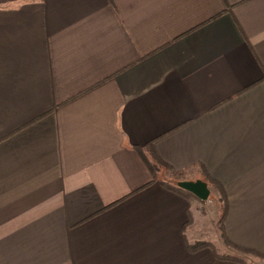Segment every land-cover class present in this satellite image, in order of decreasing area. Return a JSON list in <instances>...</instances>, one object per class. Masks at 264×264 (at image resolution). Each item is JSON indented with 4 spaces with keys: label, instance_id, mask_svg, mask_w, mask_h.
Listing matches in <instances>:
<instances>
[{
    "label": "crops",
    "instance_id": "crops-1",
    "mask_svg": "<svg viewBox=\"0 0 264 264\" xmlns=\"http://www.w3.org/2000/svg\"><path fill=\"white\" fill-rule=\"evenodd\" d=\"M149 141L264 254V0H0V264H239L187 250Z\"/></svg>",
    "mask_w": 264,
    "mask_h": 264
},
{
    "label": "trees",
    "instance_id": "trees-1",
    "mask_svg": "<svg viewBox=\"0 0 264 264\" xmlns=\"http://www.w3.org/2000/svg\"><path fill=\"white\" fill-rule=\"evenodd\" d=\"M133 148L140 156L142 161L145 163L147 168L149 169L151 176L153 178L152 181L158 180L164 188L181 195L189 203L191 202L192 199L191 194L179 188L176 185L177 181L185 180L183 173L173 171V169L159 157V155L155 150L154 141H149L143 146H134ZM200 169H201V173H199L197 177L192 178V180L199 178L207 183L208 188L210 189V194L208 199L213 200L214 203L216 202L219 211L217 224L219 225L218 227L220 230V236H222L223 241L242 253H248L259 258H264L263 253H260L258 251L246 247L239 246L228 238L224 228V222L228 212V199H227L226 191L223 185L221 184V182L213 178L207 172V170L203 165H201ZM192 225H193V216L191 211L187 210V220L184 222L182 226L183 239L187 250L195 252L202 248H208L212 252L214 257L218 260L231 261L239 264H253L248 262L247 259L242 255L220 252L215 246V244H213L208 239L202 240V239L191 238L189 236L190 234L189 230L192 227Z\"/></svg>",
    "mask_w": 264,
    "mask_h": 264
},
{
    "label": "rangeland",
    "instance_id": "rangeland-1",
    "mask_svg": "<svg viewBox=\"0 0 264 264\" xmlns=\"http://www.w3.org/2000/svg\"><path fill=\"white\" fill-rule=\"evenodd\" d=\"M198 208H194L196 218L200 221H194V237L202 238V240H210L220 252L239 254L244 256L248 262L256 264H264V258H259L248 253H242L225 243L220 236L217 218L219 211L216 202L213 200L201 201ZM199 227V228H198ZM196 237V238H197ZM195 239V238H193Z\"/></svg>",
    "mask_w": 264,
    "mask_h": 264
},
{
    "label": "water",
    "instance_id": "water-1",
    "mask_svg": "<svg viewBox=\"0 0 264 264\" xmlns=\"http://www.w3.org/2000/svg\"><path fill=\"white\" fill-rule=\"evenodd\" d=\"M176 185L201 201H206L209 198L210 189L202 179L181 180L177 181Z\"/></svg>",
    "mask_w": 264,
    "mask_h": 264
}]
</instances>
